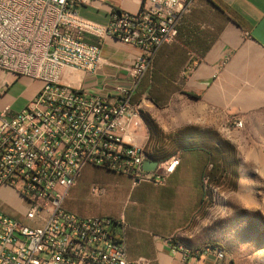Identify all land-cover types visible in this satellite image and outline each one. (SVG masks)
<instances>
[{"label":"built area","instance_id":"2783aa9c","mask_svg":"<svg viewBox=\"0 0 264 264\" xmlns=\"http://www.w3.org/2000/svg\"><path fill=\"white\" fill-rule=\"evenodd\" d=\"M135 1L139 11L114 8L102 25L77 11L91 0H0V70L43 83L21 112L0 111V190L12 189L23 205L17 215L0 212V264H149L128 260L115 219L82 217L64 207L88 166L160 187L180 164L178 157L145 171L141 148L125 136L137 117L133 100L143 79L159 50L177 41L179 23L196 0ZM108 38L140 50L127 81L114 78L103 94L64 84L68 69L98 71ZM176 246L186 264L205 252L218 264L228 259L213 246L198 253Z\"/></svg>","mask_w":264,"mask_h":264},{"label":"crops","instance_id":"0c3cea01","mask_svg":"<svg viewBox=\"0 0 264 264\" xmlns=\"http://www.w3.org/2000/svg\"><path fill=\"white\" fill-rule=\"evenodd\" d=\"M140 7L135 0H91L77 11L84 19L107 25L114 8L137 12ZM178 29L177 41L159 50L134 97L137 117L125 136L157 162L177 155L176 171L165 186L157 187L135 185L129 176L91 165L83 178L106 175L91 183V189H103L98 202L107 204L84 207L78 203L84 179L70 189L64 203L68 212L78 216L115 219V231L132 263L186 264L184 251L176 245L191 253L210 246V238L200 235L196 221L204 210L203 176L219 145L216 136L234 134L237 120L246 126L264 121V0H196ZM139 54L137 47L108 38L102 43L103 64L96 73L68 69L62 81L90 94H103L114 78L127 81ZM33 82L23 108H11L13 113L21 112L39 92L33 86L38 81ZM146 119L154 121L160 133L151 137ZM5 196H11L16 207L20 205L12 189H1L0 197ZM224 248L229 263L227 259L219 264H234ZM190 262L218 264L208 252Z\"/></svg>","mask_w":264,"mask_h":264},{"label":"rangeland","instance_id":"374dc122","mask_svg":"<svg viewBox=\"0 0 264 264\" xmlns=\"http://www.w3.org/2000/svg\"><path fill=\"white\" fill-rule=\"evenodd\" d=\"M7 75L0 70V85H8L0 94V111L8 106L19 111L34 80ZM33 86L41 90L43 83L38 81ZM221 137L233 145L238 176L233 175L229 168L226 179H221L216 186L211 185L208 192L212 197L204 205L196 225L200 235L210 238L208 245L220 243L230 251L234 264H264V121H256L254 126L244 124L234 134ZM84 173L85 170L80 179H84L85 187L78 195V203L84 207L95 203L106 205L107 202H98L102 198L91 189V183L106 175L100 174L96 178V174H89L83 178ZM22 208V203L18 207L11 203V196L0 197V212L17 215Z\"/></svg>","mask_w":264,"mask_h":264},{"label":"trees","instance_id":"16d2710c","mask_svg":"<svg viewBox=\"0 0 264 264\" xmlns=\"http://www.w3.org/2000/svg\"><path fill=\"white\" fill-rule=\"evenodd\" d=\"M146 121L151 129V137L154 132L160 133V130L154 121H151L150 119H146ZM216 137L219 145L215 147L216 152L213 151L211 155V159L208 163V166L203 176V190H204L203 205L208 203V199L212 197V194L208 192L209 188H211V185L216 186V183L221 181V179H226L228 177L229 168L231 169V173L233 175L238 176V171H237L238 163L234 155V148L232 143L226 142L221 136H216ZM158 162H163V161H158ZM205 177H209V180H207V182L204 181Z\"/></svg>","mask_w":264,"mask_h":264},{"label":"bare ground","instance_id":"6f19581e","mask_svg":"<svg viewBox=\"0 0 264 264\" xmlns=\"http://www.w3.org/2000/svg\"><path fill=\"white\" fill-rule=\"evenodd\" d=\"M141 153H142V157L145 158V161H154V162H157L155 161L154 159H152L151 155L146 152L145 150L141 149ZM178 159V156H173L171 157L170 159H168L167 161H164V162H157L158 164H165V162H175L176 160ZM207 182V181H206ZM213 245H210V246H205L207 249L206 250H209ZM216 250V252H224L225 255H227L225 249L221 246V245H214L213 246ZM199 250L201 249H194V253H198Z\"/></svg>","mask_w":264,"mask_h":264},{"label":"water","instance_id":"95a60500","mask_svg":"<svg viewBox=\"0 0 264 264\" xmlns=\"http://www.w3.org/2000/svg\"><path fill=\"white\" fill-rule=\"evenodd\" d=\"M158 166V163L157 162H154V161H146L144 163V170L145 171H154Z\"/></svg>","mask_w":264,"mask_h":264}]
</instances>
